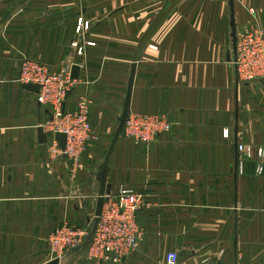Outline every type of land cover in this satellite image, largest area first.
I'll return each mask as SVG.
<instances>
[{
    "label": "crops",
    "instance_id": "0c3cea01",
    "mask_svg": "<svg viewBox=\"0 0 264 264\" xmlns=\"http://www.w3.org/2000/svg\"><path fill=\"white\" fill-rule=\"evenodd\" d=\"M247 26L264 31V0H0V264H47L56 226L95 224L104 176V199L129 188L145 202L120 264H264V78L235 66ZM24 61L79 67L64 109L86 103L93 135L78 163L52 153ZM128 96L130 116L171 130L145 147L119 134ZM238 145L254 149L241 169ZM59 264L97 263L77 249Z\"/></svg>",
    "mask_w": 264,
    "mask_h": 264
},
{
    "label": "built area",
    "instance_id": "2783aa9c",
    "mask_svg": "<svg viewBox=\"0 0 264 264\" xmlns=\"http://www.w3.org/2000/svg\"><path fill=\"white\" fill-rule=\"evenodd\" d=\"M84 27L79 23L78 32ZM87 27V24H85ZM236 64L242 79H256L264 77V35L261 32L245 30L240 33L236 42ZM21 82L36 83L41 87L39 102L49 104L54 110L60 106L75 84L70 71L64 70L60 74H51L46 68L37 64L24 63L21 68ZM90 123L87 119V107L85 104L76 114L62 115L57 111L54 122L46 126L47 133L55 135L65 134L67 137L65 149H61L58 141H54L51 151L56 156H68L75 162L87 148L90 135ZM126 133L134 137L139 144H149L154 138L169 130V125L156 117L138 116L128 119ZM238 163L240 169L244 161L252 157V146L238 145ZM259 158L257 173L264 172V148L256 151ZM145 206L142 195L132 190L122 188L112 197H106L98 227L89 246L88 259L97 264H120L130 256L138 247L142 233L137 219V214ZM88 233L74 227L65 225L62 231L57 230L50 236L49 242L54 246L50 253L51 259L63 260L68 252L77 249L86 242ZM57 242V246L54 245ZM61 241L64 244L58 249ZM177 253H170L166 258V264H178Z\"/></svg>",
    "mask_w": 264,
    "mask_h": 264
},
{
    "label": "rangeland",
    "instance_id": "374dc122",
    "mask_svg": "<svg viewBox=\"0 0 264 264\" xmlns=\"http://www.w3.org/2000/svg\"><path fill=\"white\" fill-rule=\"evenodd\" d=\"M80 22H82L83 24H84V28H85V30L87 29H89V23H85V22H83L82 20H80L79 21V23ZM85 24H87V27H85ZM79 25V24H78ZM245 30H252V31H255V32H261V33H263V35H264V31L263 30H261V29H259L258 27H250V26H247V27H244L242 30H240L239 32H237L236 33V42H237V40H238V37L240 36V33L242 32V31H245ZM80 34H82V33H80ZM78 42H76L75 44H73V46L76 48L77 47V52H78V54H80V55H82V53H83V49L81 48V46L79 45V44H77ZM89 45H92V43H89ZM235 50H236V47H235ZM26 62H28V63H32V64H37V65H39V66H41V67H43V68H46L47 70H48V72H50L51 74H60V73H62L64 70H67V71H70V69L69 68H67L68 67V65H62L60 68H58L57 70H52V69H50V67H48L47 65H45V64H41V63H39V62H37V61H24V62H22L21 64H20V77H19V81H20V83H22V84H24V85H28V84H31V85H36V86H39V92L37 93V101L39 102V95H40V90H41V87H40V85L39 84H36V83H23V82H21V80H20V78H21V68H22V66H23V64L24 63H26ZM235 66H236V68H237V71L239 72V68L238 67H240L238 64H236V60H235ZM70 74H71V71H70ZM240 75V74H239ZM71 78H72V74H71ZM259 78H264V77H259ZM73 79V78H72ZM74 80V79H73ZM246 80H250V79H246ZM75 81V84L73 85V87L70 89V91L67 93V95L65 96V98H64V100H63V102H62V104L60 105V106H58L57 108H55V110L49 105V104H42V103H40L39 102V104H41V105H44V106H47L50 110H51V113H52V115H51V121L48 123V124H50L51 122H54V119H55V116H56V114H57V111H60L61 113H62V115H67V114H76V113H78L79 111H80V109H81V107L83 106V104H85L86 105V103H84V102H81L80 103V105L78 106V108L76 109L77 111H66L65 109H64V104H65V102H66V100H67V98H68V96H69V94H70V92L73 90V88H75L76 87V84H77V80H74ZM88 105H86V107H87ZM138 116H141V117H143V116H150V117H155V116H151V115H144V114H137V115H129V117H128V119H130V118H134V117H138ZM156 118H158V117H156ZM87 119L89 120V110H88V107H87ZM159 119H161V120H164L163 118H159ZM128 121V120H127ZM168 125H169V130H168V132L171 130V127H172V125L169 123V122H167L166 120H164ZM89 123H90V120H89ZM91 125V124H90ZM127 125V122H126V124H125V126H124V128H123V132L122 133H124V135L125 136H127L128 138H131L134 142H135V144L137 145V146H143V147H145V146H147V145H149V144H139V143H137V141L134 139V137H132V136H130V135H127V133H126V126ZM43 131H44V129H43ZM165 132H167V131H165ZM165 132H163V130L161 131V132H159L160 134H158L155 138H157V137H159L160 135H162L163 133H165ZM45 133V132H44ZM62 134V133H61ZM57 135V134H56ZM55 135V136H56ZM92 135H93V132H92V127L90 126V135H89V138H88V141L89 140H91V138H92ZM154 138V139H155ZM66 139H67V137H66ZM87 141V142H88ZM66 142H67V140H66ZM66 147V146H65ZM61 149H65V148H61ZM86 151V150H85ZM84 151V152H85ZM83 152V153H84ZM56 156V155H55ZM56 157H60V156H56ZM80 160V159H79ZM74 163H78V161L77 162H75L74 161ZM127 189H129V188H127ZM130 190V189H129ZM138 215V214H137ZM98 222H99V220H98ZM64 226L65 225H61V226H56L55 227V230H53V232L52 233H55L57 230H59V231H62V229L64 228ZM69 227H73V226H71V225H68ZM98 227V226H97ZM139 227H140V232L143 234V229L141 228V226L139 225ZM75 228V227H74ZM77 229H79V228H77ZM93 229H94V224L92 225V226H88V228H86V229H80V230H85L87 233H88V237L85 239L86 240V242L85 243H83V245L81 246V247H79V248H77V249H87V258H88V250H89V246H90V244H91V242H92V240H93V238H94V235H95V233H96V231L93 233ZM96 230H97V228H96ZM52 233H51V235H52ZM50 235V236H51ZM50 236H49V239H50ZM92 236V239H91V241L90 242H88V239L90 238ZM49 239H48V241H47V244H48V246H47V249H48V251H49V261H48V263L47 264H49V263H51V262H54V261H59V263H60V261H62V260H59V259H51V255H50V253H51V251L54 249V246H53V244H52V242H51V245H50V242H49ZM57 242L58 241H54V245H56L57 244ZM64 242L65 241H61V243L59 244V246H58V249L64 244ZM57 246V245H56ZM77 249H74V250H77ZM73 251V250H72ZM71 252V251H70ZM70 252H68V254L70 253ZM135 252V251H134ZM133 252V253H134ZM132 253V254H133ZM68 254L66 255V257L68 256ZM65 257V258H66ZM64 258V259H65ZM63 259V260H64ZM89 260V259H88ZM90 261V260H89ZM93 262V261H92Z\"/></svg>",
    "mask_w": 264,
    "mask_h": 264
},
{
    "label": "water",
    "instance_id": "95a60500",
    "mask_svg": "<svg viewBox=\"0 0 264 264\" xmlns=\"http://www.w3.org/2000/svg\"><path fill=\"white\" fill-rule=\"evenodd\" d=\"M234 43H235L234 47H236V34H235ZM79 71H80L79 67H77V66L73 67V69H72V78L74 80H77L79 78ZM24 88L27 89V90L36 92V93L39 92V86H36V85L28 84V85H24ZM129 99H130V97L128 96L127 102H126V106H125V110H124V113H123V116H122L121 122H120V128H119V131H118L119 134L122 133L123 128H124V126H125V124H126V122L128 120V117H129ZM39 139H40L41 143H46L47 142V136L44 133L42 128L39 129ZM56 139L60 143V146L62 148H65L66 140H67L66 139V135L58 133L56 135ZM105 191H106V182H105V176H104L103 179H102V184H101V198H100V201H99V204H98L97 219H96V222L94 224L93 233L96 231V228L98 226V219H99V216L101 215L103 204H104V201H105V199H104L105 193H106ZM91 239H92V236L88 239V242H90ZM49 264H59V261H54V262H51Z\"/></svg>",
    "mask_w": 264,
    "mask_h": 264
}]
</instances>
